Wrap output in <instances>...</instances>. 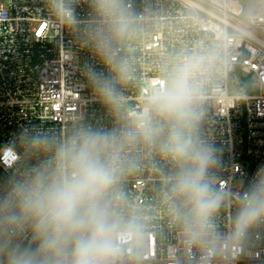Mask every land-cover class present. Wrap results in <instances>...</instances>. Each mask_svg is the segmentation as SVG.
Here are the masks:
<instances>
[{"label":"clouds","instance_id":"obj_1","mask_svg":"<svg viewBox=\"0 0 264 264\" xmlns=\"http://www.w3.org/2000/svg\"><path fill=\"white\" fill-rule=\"evenodd\" d=\"M37 15L106 122L29 125L0 146V264H241L264 250V165L221 185L215 99L236 66L220 43L151 56L159 28L137 0H39ZM87 9L81 15L79 8ZM257 9L230 35L249 41ZM86 51L90 59L81 60ZM252 88L264 92L259 83ZM143 181L147 196L132 191Z\"/></svg>","mask_w":264,"mask_h":264},{"label":"built area","instance_id":"obj_2","mask_svg":"<svg viewBox=\"0 0 264 264\" xmlns=\"http://www.w3.org/2000/svg\"><path fill=\"white\" fill-rule=\"evenodd\" d=\"M254 2L253 36L245 42L230 33L250 0H137L141 12L159 19L158 30L144 44L147 55L218 42L232 52L233 88H250L243 103L235 104L227 90L215 99L213 132L222 149V186L236 181L246 186L264 165V92L252 88L264 87V0ZM39 11V0H0V146L29 125L61 126L80 115L106 122L104 109L80 83L77 66L60 56L61 47H74L72 37L65 32L54 41L46 39ZM78 11L84 15L87 9ZM79 55L90 59L86 51ZM9 156L5 152L0 163V183L9 175ZM131 189L141 201L148 194L143 181L133 182ZM241 264H264V250Z\"/></svg>","mask_w":264,"mask_h":264},{"label":"rangeland","instance_id":"obj_3","mask_svg":"<svg viewBox=\"0 0 264 264\" xmlns=\"http://www.w3.org/2000/svg\"><path fill=\"white\" fill-rule=\"evenodd\" d=\"M255 3V7H257V5H258V2H254ZM249 4V3H248Z\"/></svg>","mask_w":264,"mask_h":264},{"label":"snow or ice","instance_id":"obj_4","mask_svg":"<svg viewBox=\"0 0 264 264\" xmlns=\"http://www.w3.org/2000/svg\"><path fill=\"white\" fill-rule=\"evenodd\" d=\"M43 27H44V26H41V31L43 30Z\"/></svg>","mask_w":264,"mask_h":264}]
</instances>
